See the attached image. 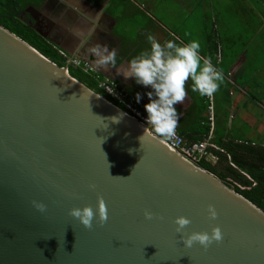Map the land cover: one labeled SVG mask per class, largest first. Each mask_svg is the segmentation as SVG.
I'll use <instances>...</instances> for the list:
<instances>
[{
    "label": "water",
    "instance_id": "1",
    "mask_svg": "<svg viewBox=\"0 0 264 264\" xmlns=\"http://www.w3.org/2000/svg\"><path fill=\"white\" fill-rule=\"evenodd\" d=\"M59 2L78 15L75 0ZM64 18H43L58 39L35 29L67 50ZM91 34L78 41L92 45ZM144 132L68 65L0 24V264H264V210L149 132L140 140ZM99 196L103 224L98 213L91 228L69 214L98 209ZM180 215L191 223L177 232ZM216 225L221 241L184 245L182 235Z\"/></svg>",
    "mask_w": 264,
    "mask_h": 264
},
{
    "label": "crops",
    "instance_id": "2",
    "mask_svg": "<svg viewBox=\"0 0 264 264\" xmlns=\"http://www.w3.org/2000/svg\"><path fill=\"white\" fill-rule=\"evenodd\" d=\"M96 1L97 0H93V4L95 5V7L93 8L95 9L96 4L94 2ZM98 1H103L104 3H106L105 7L110 10L109 12L105 11V13L108 16H111V18L113 19V26L111 29H107V20L104 19L101 21V19H98L99 16L102 15L101 12L104 11V9H101V11L96 14L97 16H95L93 13L89 14L91 16H88L86 12L87 7L84 8L85 10L77 8L76 10L78 15H75L74 17L70 15L71 19H69V22L71 23L67 24L65 27L69 29L70 26H76L81 28L84 31V34L93 33L94 40L92 45L95 43H100L107 44L110 50L115 48V50L117 51V66H109L107 69H97L93 63L94 58L88 52V49L92 45L87 44L88 42L86 44L80 43L78 40L82 36L78 38L70 29L69 30L71 33L67 35L64 40H59V42L64 44V46L67 48L66 51L69 52L71 57H78L91 63L97 70V75L99 76V78H110L114 80L118 84L120 89L122 88L121 90L127 94V96L130 95L131 97L135 98V94L139 92L142 97L141 100L147 103L148 97L146 93L147 91L151 90L150 87L145 88L143 85L137 84L134 78L125 79L124 76L119 73L120 64L126 63L130 58L134 57L140 51L148 47L146 37L149 33L155 35L161 42L168 39H173L174 37L177 39V41H188L183 39L180 33L164 27L162 21L160 23L150 16L149 21L146 24L141 25V28L138 29L139 32L133 38H130L128 35L129 29L125 27L124 18L127 15L129 4L133 5L135 8H138L141 11L139 5L136 4L133 0H123L125 2L124 4L122 0H119V3L116 6H119L120 9H122V6H124V10H121L119 12L117 8H113L115 6V0ZM153 3H155V6H157V3L155 1ZM56 7H58V3L57 5L53 3L49 6V10L47 12L43 13L40 11L39 13H42L43 18L47 19L50 15H52V11L55 10ZM92 10H90L89 13H91ZM65 13L66 10H63V17L66 15ZM120 25L122 26V29H119ZM262 31H264V20H262V23L259 27L258 24H256V34L259 35L262 33ZM109 32L112 33L114 37L110 36ZM253 32H255V29H252L251 32H244L241 36H232V39H226V41L224 39H213L212 37L208 36L209 44L205 45L206 50H201L202 57L209 58L211 63H214L216 66L217 60L215 58L218 59V54L219 52H221V50L224 52V56H221L222 60H224L221 64L220 70H223L222 72L224 74L225 80L220 85L219 90L215 93V117L216 124L219 128V134L222 135L225 139L228 137H233L235 139L248 138L250 140H254L255 142L258 141L253 137L255 135L257 138L264 140V114L258 115V113L255 112V108L258 106L257 102H260L259 94H261V92H259V89L263 88L264 86H258V88L255 89V81L252 79L253 77H256L258 79V74L256 72H250L245 69V62L248 60V55L250 52L248 51V46L252 42V40L251 38L244 40L243 36L247 37L248 34H251ZM250 37H253V35L251 34ZM239 39L241 42H244V47L241 50H236L235 43ZM228 44L231 48L230 54H228L224 50L225 46H227ZM73 68L77 71L79 69L76 67ZM227 73L230 74L231 81L226 78L225 75ZM243 76L245 78L244 81H240ZM190 85L191 81H188L185 85L186 89L188 90L185 100L175 105L179 116L177 128L180 130L181 128H184L192 138H197L200 135L198 134L199 127L197 125L198 111L193 112L191 111V109L193 106L195 108L196 101H198L202 96H200L198 93L192 92L190 90ZM250 102H253L254 105L252 106L251 112L247 108V103ZM205 112V115H207V111ZM193 115H196L195 119ZM239 120L241 121L238 124ZM238 125H241V127H239ZM250 125L255 128L256 132H248L243 127ZM194 129L197 131L196 133L194 132ZM213 134L214 137H216L215 130ZM258 142L264 145V141ZM210 157L214 158V160L216 161L218 160V156H216L215 154H212V156ZM207 159H209V157Z\"/></svg>",
    "mask_w": 264,
    "mask_h": 264
},
{
    "label": "clouds",
    "instance_id": "3",
    "mask_svg": "<svg viewBox=\"0 0 264 264\" xmlns=\"http://www.w3.org/2000/svg\"><path fill=\"white\" fill-rule=\"evenodd\" d=\"M69 29L78 38L84 35V31L79 27L70 26ZM146 39L148 47L126 63H121L119 73L125 79L134 78L137 84L151 89L146 93L148 102L144 105L148 127L140 140L149 128H151V133L148 134H155L153 139L157 137L172 139L175 136L179 119L175 105L185 100L188 91L185 87L186 83L191 81L190 90L192 92L202 97H210L219 90L225 77L222 70L216 68L209 59L202 57L199 41H177L174 37L161 42L151 33ZM88 52L94 58L93 63L97 69L117 66V51L115 48L110 50L107 44L95 43L88 49ZM225 76L231 81L229 73ZM112 92L114 93V89ZM135 98L139 103L142 98L141 94L137 92ZM112 119L119 121L118 117H112ZM129 151H134V149H129ZM90 187L94 189L95 185H90ZM32 203L40 212L46 211L45 203L35 200ZM97 213L101 224L107 221L108 209L103 196L98 197V209H94L91 204H86L83 207L72 208L69 214L77 218L85 227L91 228ZM208 214L211 219L218 216L214 205H208ZM144 215L147 219H152L154 214L145 210ZM175 223L177 232H182L191 221L189 217L180 215L176 217ZM181 239L187 247H192L198 242L207 248L213 242L221 241L223 233L221 227L216 225L211 232L194 231L187 236L182 235Z\"/></svg>",
    "mask_w": 264,
    "mask_h": 264
},
{
    "label": "trees",
    "instance_id": "4",
    "mask_svg": "<svg viewBox=\"0 0 264 264\" xmlns=\"http://www.w3.org/2000/svg\"><path fill=\"white\" fill-rule=\"evenodd\" d=\"M238 1H240L239 5H242L246 0ZM254 1L260 5L259 10L262 18L259 14L253 13V9L250 8L248 0L246 1L247 5H245V9L242 7L243 16L246 14L244 25L246 27H253V30L256 24L259 27L262 20H264V5L262 6L261 3L263 0ZM44 2V0H0V24L27 41L57 65L61 67L66 66V59L59 52L61 48L55 42L51 41V39L40 34L26 20L28 16L25 11L26 8L30 5L39 8ZM223 53L221 50L218 54V59L215 58L217 60V66L212 63L219 70L224 60L221 58ZM69 69L71 76L82 81L96 92L102 93L98 88L97 81L91 75L84 73L80 68L77 71L70 65ZM73 70L78 73L73 74ZM84 75L87 76L86 79H84ZM109 98L111 99L110 96ZM207 107L208 102L205 96L196 101L195 108L194 106L192 107L191 111H198L197 125L199 127L198 134L200 135L197 138H192L184 128L179 129L180 133L187 140L191 142L202 140L209 134L211 125L208 122V115H205ZM193 117L195 119L196 115H193ZM218 129L215 120L216 137H214L213 141L220 149L216 150L211 148L210 151L218 156L217 163L220 165L214 164L207 158H203L199 162V165L232 185L236 191L243 194L264 210V145L257 144L248 138H239L242 142L233 137L225 139L219 134ZM194 132L196 133L197 131L194 129ZM228 178H231L233 182L229 181Z\"/></svg>",
    "mask_w": 264,
    "mask_h": 264
},
{
    "label": "rangeland",
    "instance_id": "5",
    "mask_svg": "<svg viewBox=\"0 0 264 264\" xmlns=\"http://www.w3.org/2000/svg\"><path fill=\"white\" fill-rule=\"evenodd\" d=\"M139 5L141 11L135 8L133 5H128L127 15L124 18L125 27L129 29V37L133 38L138 32L141 25L146 24L149 21V16L156 19L158 22L163 23L164 27L180 33L186 41L196 40L199 41L201 45V50H206L205 45L209 44L208 36L213 39H232V36L243 35L244 32L252 31L253 27H246L244 22L246 21V14L243 16L242 7L245 9L246 1L242 5H239L238 0H133ZM157 6H155V3ZM123 4L125 3L122 0ZM250 8L253 9L254 14L260 13V5L254 0H248ZM119 0H115L113 7L117 8L119 12L124 10L119 6H116ZM262 6L264 5V0L261 1ZM161 6H160V5ZM238 6V7H237ZM126 7V4H125ZM135 10V11H134ZM118 15V14H117ZM262 18V16H261ZM122 26L120 25V28ZM251 34L253 37H250ZM248 34L247 37L243 36L244 40L251 38L252 42L248 46V60L245 62V69L250 72H256L258 74V79L253 77L252 80L255 81V89L258 86H264V31L261 34H256L255 32ZM263 35V36H261ZM241 39V38H240ZM239 40L235 43V49L241 50L244 47V42ZM224 50L230 54L231 48L229 44L225 46ZM78 73L73 70V74ZM87 76L84 75V79ZM244 76L240 81H244ZM259 99L257 102L258 106L255 108V112L264 114V87L259 89ZM253 102L247 103V108L252 111ZM241 120H239L238 124ZM241 127V125H238ZM248 132L255 131L253 126H243ZM258 141H264L263 139L253 136ZM254 141V140H253ZM258 141V144H262ZM211 162L214 164L218 160L209 156ZM220 165V164H219ZM221 167V166H220ZM232 181L231 178H228ZM233 182V181H232ZM243 188V187H242Z\"/></svg>",
    "mask_w": 264,
    "mask_h": 264
},
{
    "label": "built area",
    "instance_id": "6",
    "mask_svg": "<svg viewBox=\"0 0 264 264\" xmlns=\"http://www.w3.org/2000/svg\"><path fill=\"white\" fill-rule=\"evenodd\" d=\"M60 54L66 59L67 65L80 68L84 73L91 75L98 83V88L101 95L109 99L113 104L122 109L127 116L136 120L142 125L144 129L148 127L146 123L147 113L144 109L146 104L144 101L140 100L137 103L136 98L128 97L127 94L120 89L118 84L110 78H99L97 75V70L93 65L85 60H82L78 57H71L70 54L64 50L59 49ZM114 89V93L112 92ZM111 97V99L109 98ZM208 102L207 115L208 122L211 125L209 134L202 140L194 141L193 143L187 142L185 137L180 133L176 128L175 136L172 139H166L157 137L160 141L166 144L169 148L174 150L179 155L190 160L192 163L199 164L203 158H208L212 156L211 148L216 150L220 149L219 146L213 141L214 139V130H215V94L212 96H206ZM151 133V128L147 130ZM155 135L154 133L152 134ZM242 142L241 140L237 139Z\"/></svg>",
    "mask_w": 264,
    "mask_h": 264
},
{
    "label": "flooded vegetation",
    "instance_id": "7",
    "mask_svg": "<svg viewBox=\"0 0 264 264\" xmlns=\"http://www.w3.org/2000/svg\"><path fill=\"white\" fill-rule=\"evenodd\" d=\"M44 1H46V0H44ZM72 1H74V0H72ZM110 1V0H109ZM86 2V1H85ZM87 2L89 3V4H87V3H83L82 1H76L75 0V4H76V7L77 6H79L81 9H84L85 7H87V10H86V12H87V15L88 16H91V15H89V14H94L95 16H97L96 14H98L100 11H101V9L103 10L104 9V11H102L101 12V14L102 15H100L99 16V18L98 19H101V21L102 20H107L108 21V23L106 24V26H107V29H111L112 28V26H113V19L111 18V16H108L106 13H105V11H110V10H108V8H106L105 7V4L106 3H104L103 1H96V2H94L95 4H96V9L95 8H93V6H95L94 4H93V0H87ZM91 4V5H90ZM43 5H44V3H43ZM42 5V6H43ZM93 5V6H92ZM41 6V7H42ZM41 7H39L38 9H41ZM91 7V8H90ZM92 9H94V10H92ZM110 9V8H109ZM85 10V9H84ZM90 10H92L91 11V13H89V11ZM26 12H27V21L35 28V26H37V27H39L40 29H41V31L42 32H44V33H47L51 38H54V39H58V33H57V31L55 30V29H50L49 27H47V25H46V23H45V21L43 20V14L42 13H39V11L37 10V7H35V6H33V5H30V6H28L27 8H26V10H25ZM42 12V11H41ZM24 14V13H23ZM66 15L64 16L65 18H64V21H63V23L65 24V25H67V24H70L71 22H69V19H71L70 18V13L68 12V10L66 9V13H65ZM24 16H25V14H24ZM72 16V15H71ZM106 23V22H105Z\"/></svg>",
    "mask_w": 264,
    "mask_h": 264
},
{
    "label": "bare ground",
    "instance_id": "8",
    "mask_svg": "<svg viewBox=\"0 0 264 264\" xmlns=\"http://www.w3.org/2000/svg\"><path fill=\"white\" fill-rule=\"evenodd\" d=\"M53 3H55L56 5H57V3H58V7H56V9L55 10H53L52 11V15H50L49 16V18H47L48 20H50L52 17H54V16H56V14H60L61 16H62V14H63V8H62V6H61V4H60V2H59V0H49V2H48V4H47V6H46V8L42 11L43 13H45V12H47L48 10H49V6L51 5V4H53ZM59 18V17H58ZM186 139V138H185ZM187 140V139H186ZM187 142H189V143H193V142H191V141H189V140H187Z\"/></svg>",
    "mask_w": 264,
    "mask_h": 264
}]
</instances>
